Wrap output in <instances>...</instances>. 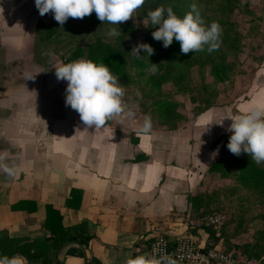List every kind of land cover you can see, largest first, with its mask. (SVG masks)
<instances>
[{"label":"crops","instance_id":"0c3cea01","mask_svg":"<svg viewBox=\"0 0 264 264\" xmlns=\"http://www.w3.org/2000/svg\"><path fill=\"white\" fill-rule=\"evenodd\" d=\"M0 8V165L11 169L0 167V231L14 238L49 237L48 206L60 213L63 227L86 223L94 238L86 248H64L61 264H126L146 253L144 241L161 234L204 248L209 230L220 238L215 249L223 250V239L237 245L221 233L226 219L218 231L197 225L202 210L187 200L213 193L201 182L217 175L209 167L224 149L211 135L212 122L194 124L186 136L183 128L172 135L153 123L150 134L141 135V125L120 115L101 128L85 125L65 105L67 81L55 76L65 57L46 64L28 49L37 24H49L53 16H41L34 0H0ZM227 117L217 125L222 134L236 116L229 110ZM72 191L80 195L71 199ZM79 251L83 259L74 257Z\"/></svg>","mask_w":264,"mask_h":264},{"label":"trees","instance_id":"16d2710c","mask_svg":"<svg viewBox=\"0 0 264 264\" xmlns=\"http://www.w3.org/2000/svg\"><path fill=\"white\" fill-rule=\"evenodd\" d=\"M192 4L196 5L206 25L213 21L220 24L222 33L219 47L216 50L209 52L207 46H205L202 51L182 54L179 41L173 39L172 44L164 48L161 41L152 38L151 33L157 30L159 26L151 24L147 15L149 11L160 6L171 7L173 12L182 18L191 10ZM236 6L237 0H145L144 4L135 11L136 20H147V27L143 31L144 43L149 44L154 49V53L148 57V60L146 55L140 59L132 56L137 79L144 81L147 84V90L156 95L152 111L156 114L158 121H154V126H168L170 129H178L185 124L186 116L180 111V106L165 98L162 93V86L173 78L175 81H179L184 77L183 74L186 69L197 64H203L209 67V74L214 81L223 83L230 80L233 75V67L230 64L224 65L225 53H223L224 51H222L220 45L229 46L228 42L232 33L230 29L235 25L231 21L230 15L234 12ZM112 28H117V31L120 30L121 35L109 36L108 33ZM74 29H82L94 34L103 33L107 37L96 35L85 46H78L74 49L65 57L63 63L66 64L85 58V60H91L97 64H105L118 77V80L125 78L129 61L116 47L119 43L136 39L138 27L130 19L118 23L116 26L106 21L101 22L97 19L95 12H92L83 18L69 17L63 25H60L54 19L49 24L39 22L36 26L35 44L45 47L56 37L70 36ZM218 53L220 54L219 57H217ZM140 55H144L143 50L140 51ZM148 61L157 64L154 74L148 70ZM173 74L175 75L173 76ZM191 103H193V100H191ZM204 104H209V101ZM209 173L218 174L222 178L233 177L241 186L259 190L264 195V163H255L246 153L242 152L239 156H236L230 153L225 146L220 158L210 165ZM79 195V192L72 191L71 199H75ZM213 198L214 193L208 195L200 192L188 197L187 200L192 209L198 210L200 208L202 210L200 215L203 216L211 213H207L209 208L205 207H208ZM68 205L70 204L68 203ZM258 218L264 220V213L259 215ZM61 221L60 213L48 206L46 208L44 229L50 234L49 237L34 240L14 238L9 236L6 231H0V256H7L10 259L20 257L25 264H61L59 257L64 248L70 245L86 248L94 238L86 223L63 227ZM207 232L210 234L211 239L202 249H215L214 247L220 238H215L212 231L207 230ZM221 238L223 239V237ZM261 238L264 239V234ZM151 242L150 240L143 242L146 245L144 255L148 253ZM254 246L256 245L240 247L231 244L227 239H223L222 251L233 256H237L239 251L245 259H253V257L258 259L261 254H264V247L257 250L258 253H251L249 249L255 248ZM74 257L83 259L84 254L79 251L75 253Z\"/></svg>","mask_w":264,"mask_h":264},{"label":"rangeland","instance_id":"374dc122","mask_svg":"<svg viewBox=\"0 0 264 264\" xmlns=\"http://www.w3.org/2000/svg\"><path fill=\"white\" fill-rule=\"evenodd\" d=\"M48 13L53 16L51 11ZM48 13L46 17L50 16ZM230 18L235 25L230 29L232 33L229 46L220 45L225 53L224 65L230 64L233 67L230 80L218 83L210 76L209 67L197 64L186 69L184 77L179 81L173 78L162 86L165 98L177 103L180 111L186 116L184 126L180 127L183 128L182 135H188L189 130L192 132L194 124L209 121L212 122L211 135L217 141H223L224 147L231 135V132L226 130L230 124L223 131L225 134H222V130L217 125L222 118L227 117L228 111L231 110L232 114L237 116L250 107L264 105V0H237L236 9ZM129 19L138 27L136 39L119 43L116 49L129 61L125 78L119 79L118 82L125 91L122 101L126 105V111L131 110L134 115L129 118L121 114L120 117L124 116V120H133L142 125L145 116H148L154 123L158 121L152 111L156 95L147 90L144 81L137 79L132 62L134 55L131 53L133 47L144 43L143 31L147 27V20H136L135 11ZM96 35L107 37L103 33L94 34L82 29H74L70 36L56 37L45 47L31 42L28 49L35 60L50 64L61 57H67L78 46H85ZM4 53L5 50L0 48V58H5ZM219 56L218 53L217 57ZM258 95L262 98H259L258 104L254 105V97L257 98ZM207 101L209 104H204ZM178 129L161 127L163 133L168 132L172 135L181 131ZM195 129L198 134L204 132L201 126ZM133 135L134 133H131L130 138ZM201 182H206L208 192L214 193L213 200L209 202L208 207H205L209 208L207 213L225 216L221 233L240 247L256 245L249 250L251 253H258L256 251L264 247V239L261 238L264 234V220L258 218L264 213V195L259 190L241 186L233 177L222 178L217 174L206 177V180ZM203 190L206 192V189ZM240 254L238 251L237 256L245 259ZM253 259L264 264V254L258 259L255 257Z\"/></svg>","mask_w":264,"mask_h":264},{"label":"clouds","instance_id":"9594fccd","mask_svg":"<svg viewBox=\"0 0 264 264\" xmlns=\"http://www.w3.org/2000/svg\"><path fill=\"white\" fill-rule=\"evenodd\" d=\"M144 2L145 0H34L41 16L51 11L54 20L60 25L69 17L83 18L95 12L101 22L106 21L117 26L118 23L129 20ZM2 11L0 8V13ZM147 15L153 26H159L151 33L152 38L161 41L164 48L169 47L173 39L180 42L182 54L202 51L205 46L209 52L219 47L222 33L220 24L213 21L206 25L195 4L191 5V10L182 18L178 17L171 7L164 6L149 11ZM108 35L115 37L121 35V32L112 28ZM141 50L144 52L143 56L140 55ZM131 53L137 59L146 55L148 60L154 49L147 43H139L132 48ZM148 64V70L154 74L157 64L149 61ZM55 76L57 80L67 81L65 105L74 109L85 125L101 128L115 116L123 114L129 118L133 117L134 113L131 110L126 111V105L122 101L124 88L118 82V77L105 64L85 59L61 63L55 68ZM224 118L218 125L222 124ZM230 119L232 122L226 129L231 132L226 145L229 152L236 156L243 152L255 163H264V105L250 107L243 114ZM151 129V118L145 116L138 134L147 136ZM217 155L218 149L210 154L211 158ZM0 167L6 172H11L6 165ZM0 264L16 262L7 256H0ZM126 264H175V261L167 256L139 255L129 258Z\"/></svg>","mask_w":264,"mask_h":264},{"label":"built area","instance_id":"2783aa9c","mask_svg":"<svg viewBox=\"0 0 264 264\" xmlns=\"http://www.w3.org/2000/svg\"><path fill=\"white\" fill-rule=\"evenodd\" d=\"M224 220L221 214H211L199 217L196 224L218 231ZM146 256H167L174 260L175 264H260L259 260L242 259L222 250H203L189 239L171 242L162 234L153 238Z\"/></svg>","mask_w":264,"mask_h":264}]
</instances>
